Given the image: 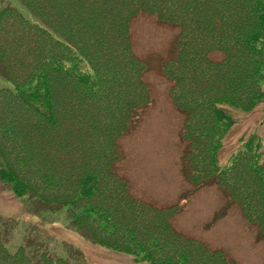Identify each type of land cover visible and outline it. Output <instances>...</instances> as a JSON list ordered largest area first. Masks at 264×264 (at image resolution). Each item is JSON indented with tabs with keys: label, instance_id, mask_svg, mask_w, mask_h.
I'll return each mask as SVG.
<instances>
[{
	"label": "trees",
	"instance_id": "trees-1",
	"mask_svg": "<svg viewBox=\"0 0 264 264\" xmlns=\"http://www.w3.org/2000/svg\"><path fill=\"white\" fill-rule=\"evenodd\" d=\"M22 1L40 22L12 5L0 10L1 180L18 196L65 207L95 243L138 262L237 264L224 249L178 232V205L159 207L129 192L116 170L117 140L153 99L131 26L141 13L156 15L180 29L165 71L188 114L186 177L215 182L264 235L263 140L252 133L226 162L220 158L230 109L264 101V0ZM216 50L224 56L212 63L207 55ZM218 73L225 75L217 90L202 101L195 86ZM3 240L0 264H79L47 255L27 263L24 248L9 251Z\"/></svg>",
	"mask_w": 264,
	"mask_h": 264
},
{
	"label": "rangeland",
	"instance_id": "rangeland-1",
	"mask_svg": "<svg viewBox=\"0 0 264 264\" xmlns=\"http://www.w3.org/2000/svg\"><path fill=\"white\" fill-rule=\"evenodd\" d=\"M8 5L40 22L22 0H0V10ZM131 29L132 48L148 64L144 80L153 99L137 112L132 129L117 140L123 152L116 163L118 174L128 180L134 197L159 207L178 205L172 218L178 232L209 248L224 249L237 264H264V235L229 203L225 191L215 182L195 185L186 177L184 155L188 144L182 133L188 114L174 101L173 83L165 71L177 56L180 29L147 13L139 14ZM223 56L216 50L207 58L214 63ZM224 75L218 73L210 82L197 84L194 91L201 92L196 96H202L203 101L205 92L217 90ZM230 111L233 125L222 140L223 162L242 146L241 138L252 133L263 140L264 149V101L250 111L237 107ZM10 184L0 178V234L9 251L24 248L20 255L28 258L27 263L47 255L79 264H145L136 261L134 255L95 243L65 207L36 196H18Z\"/></svg>",
	"mask_w": 264,
	"mask_h": 264
}]
</instances>
